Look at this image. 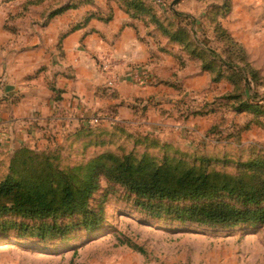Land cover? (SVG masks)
<instances>
[{"label": "rangeland", "instance_id": "374dc122", "mask_svg": "<svg viewBox=\"0 0 264 264\" xmlns=\"http://www.w3.org/2000/svg\"><path fill=\"white\" fill-rule=\"evenodd\" d=\"M18 1L22 0H0V15L7 16L5 27L15 33L27 29L26 13L30 21L39 17L43 25L50 13L68 0H41L47 4L25 10ZM147 1L171 32L183 26L190 41L202 50L195 56L193 46L172 42L148 18L142 20L154 37L153 43L170 55L167 67L174 71L169 77L153 75V83L167 79L171 83L168 88L173 86V90L166 91L177 116H194L201 122L197 126H207L198 143L201 150L190 147L183 157L185 163L231 176L257 173L264 179V127L258 123L264 116L237 111L242 101L264 105V0H179L174 5L175 0ZM203 67H213V71ZM56 137L50 133L0 153V179L21 148H26L21 160L33 153L42 158L43 153L51 152L49 161L52 157V165L62 169L86 165L113 149L111 145L93 144L84 148L83 142L77 141L70 149V136L60 141ZM175 144L186 148L183 143ZM252 160L261 169L255 165L248 170L246 165ZM77 176L81 180L84 174ZM97 185L84 207L76 205L51 218L24 219L13 213L0 216V264H264V222L210 227L168 216L158 218L106 174L98 175ZM221 199L236 203L228 196ZM211 201L214 199L200 202ZM176 203L197 201L182 199ZM259 207L264 208V201ZM86 211L102 217L100 229L88 232L80 224ZM12 223H27L29 228ZM44 223H58L67 230L44 239L32 229Z\"/></svg>", "mask_w": 264, "mask_h": 264}, {"label": "crops", "instance_id": "0c3cea01", "mask_svg": "<svg viewBox=\"0 0 264 264\" xmlns=\"http://www.w3.org/2000/svg\"><path fill=\"white\" fill-rule=\"evenodd\" d=\"M27 2L18 1L20 9ZM67 4L75 7L43 25L26 13L29 25L16 33L0 15V153L50 133L60 141L86 127L103 132L105 140L148 135L199 152L207 126H197L194 116H177L167 79L153 83V75L174 71L144 22L120 0H68L58 9ZM104 60L108 72L101 69ZM93 117L98 124L90 125Z\"/></svg>", "mask_w": 264, "mask_h": 264}, {"label": "trees", "instance_id": "16d2710c", "mask_svg": "<svg viewBox=\"0 0 264 264\" xmlns=\"http://www.w3.org/2000/svg\"><path fill=\"white\" fill-rule=\"evenodd\" d=\"M120 1L132 18L139 20L148 18V22L156 24L159 31L172 42L184 47L193 46L192 53L195 56L202 51L190 41L191 36L183 26L171 32L147 0ZM40 3L41 0L29 1L25 4L24 10L30 5ZM72 7L75 5L67 4L52 11L45 24L59 12ZM174 13L179 15L177 12ZM195 50L198 51L195 53ZM203 68L213 71V67ZM237 111L240 113L249 111L256 113L257 116H264V105L242 101ZM258 123L264 127V121L260 120ZM97 131V128L86 127L68 138L70 149L75 141L83 142L84 148L90 144L113 146L112 150L92 158L86 165L62 169L52 165V157L49 161L51 152H48L49 155L43 153V159L39 158L37 153H33L34 155H28L21 160L26 148L17 150L6 167L7 173L0 179V216L13 213L24 219L34 220L54 217L73 209L76 205L84 207L86 200L98 186V175L106 174L110 181L126 187L133 193L138 199V204L144 210L152 212L154 217L168 216L180 222L190 221L210 227L264 222V208L259 207L264 201L262 175L256 173L250 176L245 174L231 176L196 169L188 166L183 158L191 151L189 148L173 143H162L148 135L129 134L127 141L123 142L118 140L119 138L105 140L101 138L104 133ZM129 143L132 145L129 146ZM29 164L30 169L27 168ZM40 164L46 166L41 168ZM255 165L258 170L261 169L257 161L253 160L248 161L246 167L253 170ZM78 173L84 174L81 180L77 176ZM225 196L236 203L222 200L221 198ZM182 199L196 200L197 203H176ZM204 199L214 201L200 202ZM101 220L102 217L86 211L80 224L88 232H93L101 228ZM12 225L29 228L27 223ZM32 229L34 232L37 231L35 233L37 236L45 239L48 236H55L60 231L65 232L67 227L58 223H44L35 225Z\"/></svg>", "mask_w": 264, "mask_h": 264}, {"label": "built area", "instance_id": "2783aa9c", "mask_svg": "<svg viewBox=\"0 0 264 264\" xmlns=\"http://www.w3.org/2000/svg\"><path fill=\"white\" fill-rule=\"evenodd\" d=\"M101 69L105 72H108L109 69H110V63L109 61L107 60H104L102 63H101ZM139 74H137V76H135L137 79H139L140 75L138 76ZM99 121V118L98 117H93L91 120H90V123L91 124H94V123H97Z\"/></svg>", "mask_w": 264, "mask_h": 264}, {"label": "water", "instance_id": "95a60500", "mask_svg": "<svg viewBox=\"0 0 264 264\" xmlns=\"http://www.w3.org/2000/svg\"><path fill=\"white\" fill-rule=\"evenodd\" d=\"M177 1H179V0H175V1L173 2V5L176 4Z\"/></svg>", "mask_w": 264, "mask_h": 264}]
</instances>
